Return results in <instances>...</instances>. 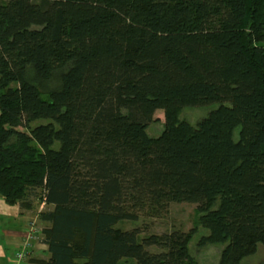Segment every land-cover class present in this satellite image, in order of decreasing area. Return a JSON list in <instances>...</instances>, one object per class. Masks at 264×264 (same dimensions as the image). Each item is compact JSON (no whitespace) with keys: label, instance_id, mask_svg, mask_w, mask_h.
I'll return each mask as SVG.
<instances>
[{"label":"trees","instance_id":"1","mask_svg":"<svg viewBox=\"0 0 264 264\" xmlns=\"http://www.w3.org/2000/svg\"><path fill=\"white\" fill-rule=\"evenodd\" d=\"M263 81L264 0H0V195L44 203L43 264H201L189 231L117 226L173 202L242 264L264 244Z\"/></svg>","mask_w":264,"mask_h":264},{"label":"rangeland","instance_id":"2","mask_svg":"<svg viewBox=\"0 0 264 264\" xmlns=\"http://www.w3.org/2000/svg\"><path fill=\"white\" fill-rule=\"evenodd\" d=\"M262 90H264V81L261 84ZM217 102L207 105L190 106L185 107L180 112V119L190 122L192 125L197 126L201 119L206 117L212 110L218 108ZM155 120H153L148 128L147 132L150 136H159L164 129V112L162 109L156 111ZM40 122V121H39ZM37 122V123H39ZM39 161H34L27 168V181L32 182L35 172L39 166ZM2 199V198H0ZM3 201V200H1ZM16 206V205H14ZM4 202L0 203V234L4 236L17 237V232L14 230L27 229V219L29 221H35L37 227L43 228L44 223L39 218V212L44 210L45 206L37 200L35 202L32 211L28 212V216L21 218L22 215H15V211L18 208H12ZM30 215V217H29ZM143 214L138 220H123L117 223L118 227L125 229H131L139 227L141 230V237L148 236L152 233L160 234L169 232L172 230H183L190 232L191 240L189 244V250L191 255L197 259L201 264H220L222 250L224 244H208L202 243V237L209 234V230L202 227L200 224V214L198 213L197 206L191 202H173L169 205L167 211L158 217H148ZM24 220V221H21ZM2 224V225H1ZM6 225L8 228L3 227ZM43 243V242H39ZM14 250V249H11ZM9 251V249H8ZM10 252V251H9ZM13 252V251H12ZM264 262V244H259L257 251L245 257L242 260V264H260ZM120 264H135L132 259L122 260Z\"/></svg>","mask_w":264,"mask_h":264},{"label":"crops","instance_id":"3","mask_svg":"<svg viewBox=\"0 0 264 264\" xmlns=\"http://www.w3.org/2000/svg\"><path fill=\"white\" fill-rule=\"evenodd\" d=\"M0 198H2L1 195H0ZM1 200H3V198L0 199V203L4 202V200L3 201ZM12 208H18L17 211H15V215H22L21 218H24L25 216L27 218L28 212L32 211V208H24L20 205H16ZM21 221H24V220H21ZM28 226H29V220L27 219V228ZM3 227H5V230L11 229V228H8L6 225H3ZM26 230L27 229L21 230V228L14 230L15 232H17V237H12L9 235L4 236L3 234H0V264H16L15 254L17 251L21 250L22 248L23 235ZM39 242L37 240L36 247L32 251V254L29 259L30 264H43L42 261L46 260L49 257L48 246L45 243H39ZM8 249L10 252L8 251ZM11 249H14V250H11Z\"/></svg>","mask_w":264,"mask_h":264},{"label":"built area","instance_id":"4","mask_svg":"<svg viewBox=\"0 0 264 264\" xmlns=\"http://www.w3.org/2000/svg\"><path fill=\"white\" fill-rule=\"evenodd\" d=\"M44 204V203H42ZM41 228L37 227L35 221H29V226L23 235V244L21 250L15 254L16 264H30L29 259L32 251L36 247L37 240H40Z\"/></svg>","mask_w":264,"mask_h":264}]
</instances>
